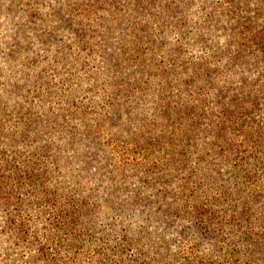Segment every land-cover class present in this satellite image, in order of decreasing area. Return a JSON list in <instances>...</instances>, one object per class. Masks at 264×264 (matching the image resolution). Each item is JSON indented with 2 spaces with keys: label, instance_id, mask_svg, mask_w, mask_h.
<instances>
[{
  "label": "rangeland",
  "instance_id": "obj_1",
  "mask_svg": "<svg viewBox=\"0 0 264 264\" xmlns=\"http://www.w3.org/2000/svg\"><path fill=\"white\" fill-rule=\"evenodd\" d=\"M0 264H264V0H0Z\"/></svg>",
  "mask_w": 264,
  "mask_h": 264
},
{
  "label": "trees",
  "instance_id": "obj_2",
  "mask_svg": "<svg viewBox=\"0 0 264 264\" xmlns=\"http://www.w3.org/2000/svg\"><path fill=\"white\" fill-rule=\"evenodd\" d=\"M254 146L256 147V148H261V145H260V143H254ZM246 165L248 164L246 161L244 162ZM252 164H254V163H251V165ZM248 176H245V178H247ZM249 178L251 179V180H253V181H256V175H254V173H251L250 175H249ZM258 180V179H257ZM245 186H246V189L247 188H249L250 190H252V189H255V188H257V185H248V184H245ZM188 203H189V201H187ZM248 239H250V238H248ZM227 251L225 250V253H226Z\"/></svg>",
  "mask_w": 264,
  "mask_h": 264
}]
</instances>
